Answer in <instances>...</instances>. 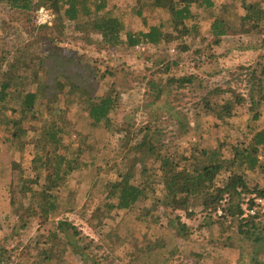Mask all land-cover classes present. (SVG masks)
Wrapping results in <instances>:
<instances>
[{
    "label": "rangeland",
    "instance_id": "374dc122",
    "mask_svg": "<svg viewBox=\"0 0 264 264\" xmlns=\"http://www.w3.org/2000/svg\"><path fill=\"white\" fill-rule=\"evenodd\" d=\"M212 10L191 6L194 18L188 24L197 23V30L191 37L181 38L174 31L172 42L158 46L139 44L136 47L116 51L100 43V36L94 32H84L80 25L66 23L64 30L51 28L47 32L36 29L38 26H53L39 23L38 11L29 13L10 9L6 3L0 2V50L16 54L26 59L41 56L48 46V38L60 39L62 47L72 50L76 63H62L48 59L45 63L47 80L57 77L63 85L66 75H80L78 82L86 80L96 86V94L111 91L118 102L112 130L107 135H98L99 145L104 148L103 155L97 161L102 165L100 176L117 178V172H129L130 182L140 185L139 168L132 149L136 145L150 142L157 152L159 145H165L167 154L175 156L184 164L194 161L198 150L209 146L218 147L224 157H229L231 146L242 148L251 143L253 136L264 128V104L255 110L257 119L252 117L250 105L252 98L257 99L264 91V20L246 21L243 17L251 4L258 3L264 8V0H214ZM134 0H110L109 6L124 8ZM45 10H52L44 8ZM147 24L138 18L129 19V28L133 32L146 31L148 25L162 21L165 28L171 30L170 15L164 11L145 10ZM54 18V16H53ZM215 18L223 19L228 25L225 35L215 38L210 27ZM218 42V44H215ZM184 47V49H182ZM83 64V66H82ZM81 70V71H80ZM74 94L67 103L69 114L67 119L68 132L75 135L74 123L78 119L79 108ZM208 98L211 102L227 103L231 106V114L216 119L211 114L201 111V99ZM254 110V111H255ZM3 116L10 117V110ZM27 118V117H26ZM0 116V264L31 263L29 259L30 242L37 233L39 218L37 211H29L23 219L24 227L19 228V218L23 211L10 203L9 182L11 178L12 151L11 135L2 123ZM36 123H28L29 134L35 129ZM26 140L28 139L25 138ZM145 148V147H144ZM35 153V143H31L25 151L24 167H30ZM128 154V156H127ZM257 165L251 170L247 164L236 167L242 174L244 188L239 189L240 200H232V211L237 202L243 204L256 198L254 190L264 188V146H258L256 152ZM146 169L149 174H159L153 158L145 156ZM226 176V175H225ZM225 178V177H224ZM95 171L78 170L71 174L67 183L70 190L60 196L75 201L72 210L62 213L57 219L67 224V240L78 246L76 264H124L125 248L111 247L104 242L98 229L112 228L119 217L118 211H108L104 221H92L97 199L91 203L90 190L95 182L100 184ZM223 175L216 178L217 184L223 183ZM99 199V198H98ZM257 228L251 229V239L240 233L250 226L243 216L221 217L220 221H210L198 200H192L190 210L192 216L187 217L184 211L161 207L156 212L150 194L143 195L135 204L137 209L154 210L155 215L175 217L185 225L184 238L178 239L181 254L170 264H264V200L258 201ZM109 203H113L111 200ZM228 203V202H227ZM225 202V207L228 205ZM256 209V207H254ZM111 212V213H110ZM209 223H215L209 225ZM94 224L96 227H93ZM163 223L152 220L137 225L134 234L139 240L154 238L162 234ZM61 232V229H59ZM263 237L254 243L253 238ZM117 235L116 232L112 236ZM121 241L119 238L117 243ZM190 250L203 252L202 257L195 258ZM84 258V260H83Z\"/></svg>",
    "mask_w": 264,
    "mask_h": 264
},
{
    "label": "trees",
    "instance_id": "16d2710c",
    "mask_svg": "<svg viewBox=\"0 0 264 264\" xmlns=\"http://www.w3.org/2000/svg\"><path fill=\"white\" fill-rule=\"evenodd\" d=\"M12 10L29 13L39 8H47L53 13V26H38L47 32L51 28L64 30L66 23L80 25L84 32H94L100 36V43L116 49L133 48L139 44L158 46L161 43L172 42L174 31L181 38L191 37L197 30V23L188 24L194 18L191 6L212 10L214 0H134V3L124 8L109 6L110 0H0ZM158 10L170 15L171 30L165 28L162 21L148 25L146 31L133 32L129 28V19L138 18L147 24L145 10ZM246 21L264 20V8L258 3L251 4L243 17ZM228 25L223 19L215 18L211 23V35L219 38L227 33ZM50 40L41 56L26 59L16 54L6 56L9 52L0 50V116L2 123L11 135L10 149L11 178L9 182L10 203L21 209L19 228L24 227L23 219L36 210L39 223L37 233L30 242V264H76L78 261V246L67 240V224L57 219L62 213L72 210L75 201L65 198L60 202V196L70 190L67 183L71 174L78 170L95 171L100 184L92 185L91 203L96 198L97 205L92 211V221H104L108 211H118V220L112 228L107 230L96 228L100 238L110 247H124V264H170L181 254L178 239L185 236V225L175 217L155 215L154 210L143 211L135 204L145 195L153 198L156 212L161 207L184 211L187 217L192 216L190 203L198 200L210 221H220L226 216H243L250 226L239 231L251 239V229H256L257 208L260 205L256 199L264 200V188L254 190L256 198L247 200L244 204L248 209L254 208V214H248L243 204L237 202L232 211V200H240L244 188L242 174L235 169L247 164L251 170L257 165L256 152L258 146H264V128L258 131L251 143L243 146H231L230 155L224 157L218 147L205 146L198 150L194 161L184 164L175 160V156L167 154L165 145H159L157 152L149 141L136 145L132 149L137 165H140V178L145 180L140 185L130 182L129 172H117V178L100 176L103 166L97 161L103 155L104 148L97 149L98 135L111 132L113 118L118 105L115 95L111 91L96 94V86L83 80L79 73L58 77H66L63 85L58 83L57 77L53 81L47 80L44 63L52 58L57 62L76 63L72 50L62 47L60 39ZM218 44V42H215ZM184 49V47L182 48ZM83 66V64H82ZM81 71V70H80ZM78 94L72 102L79 108L78 119L74 123L75 135L69 134L67 117L68 102L74 94ZM264 104V91L257 99L252 98L250 111L257 119L259 113L256 108ZM201 111L213 115L216 119L231 114V106L227 103L211 102L208 98L201 99ZM10 110V117L3 116L2 110ZM255 110V111H254ZM27 117V118H26ZM28 123H36L35 129L29 134ZM28 139L26 140L25 138ZM31 143H35V153L30 161V167H24L25 151ZM145 147V148H144ZM128 156V154H127ZM145 156H150L156 163L159 174L147 172ZM222 174L223 183L217 184L216 178ZM226 175V176H225ZM225 177V178H224ZM99 198V199H98ZM113 200V203H109ZM225 202L228 204L225 207ZM222 210L218 215L217 210ZM110 212V213H111ZM166 220L162 234L154 238L138 239L134 232L141 222L152 220L153 223H163ZM94 224L93 227H96ZM215 223H209L212 225ZM61 229V232L59 231ZM264 229V228H263ZM116 232L117 235H113ZM121 238V241L114 243ZM263 237L256 235L253 242H260ZM115 249V250H116ZM195 258H200L203 252L190 250ZM75 260H77L75 262ZM84 260V258H83ZM19 264H28L21 262Z\"/></svg>",
    "mask_w": 264,
    "mask_h": 264
},
{
    "label": "built area",
    "instance_id": "2783aa9c",
    "mask_svg": "<svg viewBox=\"0 0 264 264\" xmlns=\"http://www.w3.org/2000/svg\"><path fill=\"white\" fill-rule=\"evenodd\" d=\"M52 19H53L52 12H50L49 10H45L43 8L39 9L38 17H37L39 23H49L52 21ZM258 201H262V200L259 199ZM243 208L248 214H254L255 212V208L248 209L247 206H243ZM217 214L218 215L222 214V210L220 208L217 210Z\"/></svg>",
    "mask_w": 264,
    "mask_h": 264
}]
</instances>
